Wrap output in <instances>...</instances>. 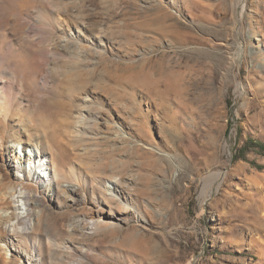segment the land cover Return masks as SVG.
Masks as SVG:
<instances>
[{
  "label": "rangeland",
  "instance_id": "374dc122",
  "mask_svg": "<svg viewBox=\"0 0 264 264\" xmlns=\"http://www.w3.org/2000/svg\"><path fill=\"white\" fill-rule=\"evenodd\" d=\"M34 2L0 9L17 15L0 193L11 141L79 190L24 183L42 219L16 246L40 264H264V0H38L37 37ZM21 260L0 246V264Z\"/></svg>",
  "mask_w": 264,
  "mask_h": 264
},
{
  "label": "bare ground",
  "instance_id": "6f19581e",
  "mask_svg": "<svg viewBox=\"0 0 264 264\" xmlns=\"http://www.w3.org/2000/svg\"><path fill=\"white\" fill-rule=\"evenodd\" d=\"M18 1L19 0H0V9L4 7H9L7 9L16 8L18 7ZM37 1L38 0H35L31 11L27 13L28 33L34 35L35 37H37V34L40 32V9ZM5 10L0 12L1 41H5V39L9 36V32L13 28V24L17 21L16 14L10 17L7 16V20L2 18ZM25 21L27 24V19ZM2 47L3 41L0 49H2ZM63 125V123L57 121L58 129H62ZM23 143L24 142L22 141H11L9 144L10 147L17 149V153L15 155L14 153H11L8 156L9 162H11L14 167V175L17 181L15 182V186L0 193V199L4 201H7L8 199L7 205L9 204L8 206H0V232L8 234L3 241H0V246L3 248V252L6 253V256L8 251H17L19 256L22 258L21 262L24 264H40V257L38 255L35 242H32L30 249L26 247L20 248L15 244L19 235L25 234L28 237V233L34 231L42 219V210H33L30 207L32 202L37 203L41 201L39 194L37 192L29 191L24 187V183L29 181L28 183H35L40 188H50L52 191L54 189H63L66 192H69V196H71V198L73 196L71 195L72 193L78 192L79 185L67 181L58 182L57 178L61 176L59 171L53 166L48 168L49 162L51 161H48V159L45 158V155L39 151L38 145L35 142H25L27 146H29V149L25 150ZM25 151H27V153ZM24 162L29 164L28 169L25 171L23 166ZM50 169L51 172L49 171ZM112 198L114 197L112 196ZM81 220L82 218H78L77 222Z\"/></svg>",
  "mask_w": 264,
  "mask_h": 264
},
{
  "label": "trees",
  "instance_id": "16d2710c",
  "mask_svg": "<svg viewBox=\"0 0 264 264\" xmlns=\"http://www.w3.org/2000/svg\"><path fill=\"white\" fill-rule=\"evenodd\" d=\"M257 144H258V143H257ZM258 146H259L260 148L264 149L262 144H259Z\"/></svg>",
  "mask_w": 264,
  "mask_h": 264
}]
</instances>
